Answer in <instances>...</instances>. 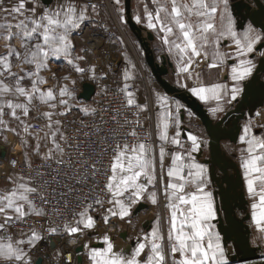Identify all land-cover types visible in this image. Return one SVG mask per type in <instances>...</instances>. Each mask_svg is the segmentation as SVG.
Masks as SVG:
<instances>
[{
  "label": "snow or ice",
  "instance_id": "6c2138e0",
  "mask_svg": "<svg viewBox=\"0 0 264 264\" xmlns=\"http://www.w3.org/2000/svg\"><path fill=\"white\" fill-rule=\"evenodd\" d=\"M139 3L133 19L174 58L177 85L217 128L232 124L255 57L264 63V23H246L234 0ZM110 5L126 25L124 0ZM107 7L104 0H0V146L17 137L22 157L9 161L10 186L0 189V264H42L35 254L46 244L51 264H229L209 169L197 160L209 141L185 129V111L189 122L198 114L160 92L151 104L140 101L136 65L124 51L126 66L111 83L112 65L98 71L90 60L98 31L124 45L105 21ZM60 59L67 74L51 67ZM205 69L224 75L206 80ZM78 80L96 84L101 99L78 102ZM74 111L79 116L69 119ZM235 123L230 138L238 147L229 150L238 153L252 225L264 241V101ZM161 196L167 215L156 212L150 229H138L141 206L158 208ZM125 227L132 234L118 246ZM76 244L85 259H74Z\"/></svg>",
  "mask_w": 264,
  "mask_h": 264
},
{
  "label": "crops",
  "instance_id": "0c3cea01",
  "mask_svg": "<svg viewBox=\"0 0 264 264\" xmlns=\"http://www.w3.org/2000/svg\"><path fill=\"white\" fill-rule=\"evenodd\" d=\"M53 2H54V0H53ZM253 7L255 9V6H253ZM245 22L247 23L250 21H248L246 18ZM157 42L158 41L156 40L155 35H154V40L151 41L152 48L154 47L157 49V47H156ZM158 52H161V53L158 54ZM154 54H158L157 56H160L159 57L160 59H157L158 61H162L163 58H166L170 62L171 66L169 67V73L167 74L166 79L172 84V86H175V87L179 88L180 90H183L185 93H187L188 95L191 96L190 93H188L184 89H181L176 83L174 58L170 57L166 51H161V48H160V51L157 50ZM60 61H62V59L58 60V62H60ZM97 61L101 62V60H99V59H97ZM255 61L257 64V70H256V72H257L262 66L261 58L257 55L255 57ZM56 63H57V60H55L52 63V65H51L52 69L54 71H56L58 75L67 74L68 66L65 63H63L61 68H58V66H55ZM107 65L108 64L103 65V70H106ZM116 70L117 69H114L113 71L116 72ZM223 75H224V73L217 72L216 70H213L211 72H209L207 69L204 70V78L206 80L215 81L218 77H223ZM84 82L85 81L79 82V80H78V85H77L78 98H79V94L82 92V86H83ZM260 82L262 85L260 88H258V83H260ZM148 85H149L148 88L145 86L142 87L141 85L139 86L140 88H139V92L137 93V95H138V98L140 101H144L145 99H147V101L151 104V102L154 99V93L160 92V93L168 95L172 101H179L181 104L185 105L186 108H190L180 98H178V96L168 94L165 91H163V89L160 86H158L157 82L150 80V81H148ZM246 93H247L246 95H248L250 93V94H252V96H255L256 98L249 99V102L247 104H245L244 107L241 109L242 111L247 112L248 108L252 107L253 105H255L257 108L261 106V102L264 101V69L260 70V72L258 73V79L251 86L248 87V89L246 90ZM79 100H82V99L79 98ZM74 113H77V112L74 111ZM183 119H184V124H185L186 130L191 129L195 132H198L203 139L209 141V143L203 148V150L199 154H197V160L201 163H205L209 169V175H210V179H211L210 190L213 191V193H214L216 205H217V208L219 210L217 221H215L214 223H216V230L219 231V228H218L219 224L224 222V220H225V213L221 210V199L223 197V194L220 193L221 180L223 178L224 173L222 170H220V168L217 166V164L211 158V153H212L211 152V142H212V139L210 138L208 130L206 129V127L202 123L200 116H198V119H194L191 122H189L187 112L185 111V113L183 115ZM154 120H155V114L153 113V121ZM230 120L233 121V117H230ZM153 121H151V122L153 123ZM213 122H214V124L216 123L215 120H213ZM222 126L223 127L225 126L226 128L229 129L232 127V124L227 125V126L226 125H222ZM14 138H15V140H17L16 145L18 146L20 143L19 138H17V137H14ZM226 145L229 147H226ZM17 146H16V148H17ZM235 147H238V145L235 143V140L230 139L225 134L219 140L218 155L220 157H222L224 161L231 163L230 168H228V173L231 176H233L230 178V181L228 182V184H226L224 187H227L228 185H232L234 183V181L236 180V175L237 174L240 175L241 180L239 182L237 191L234 193L236 199L232 205V213H233V216L236 220L243 223L242 230L248 235L250 246H251L253 252L258 256V261H257L258 263L257 264H264V241H261L258 239L259 234L257 233L255 227L252 225V221H251V203H252V201L249 199L247 192H246V189H245L242 170L240 169V165H239L238 153H234V152L229 150V148H235ZM10 149H9V151H10ZM6 155H7V152L3 155L2 149H0V158H4ZM18 158L22 159V157H18ZM6 172H8V170H5L3 172L0 171V189H3V188L10 186V185H8L7 180L5 179ZM160 199H161V203H160L158 208H153L152 206L145 204L146 207H144L140 210L141 223H140V225H138V229L140 227L144 228L145 230L150 229V227L152 226L153 218H154L156 212H160L161 215H165V216L167 215V210L164 208V199L162 196L160 197ZM145 208L147 209V213H145ZM100 231L101 232L103 231V225H101ZM131 234H132L131 230L128 229L127 227H125L122 230L118 229V234L115 237L117 245L118 246L124 245L125 242L128 240V236ZM221 236L223 238V241H224V244L226 247V251L228 252L229 264H244L245 262H243V260H242V252L238 248L237 244L234 243L233 241L226 242L223 234H221ZM99 239L100 238L98 236L93 239V241H92L93 246H99ZM39 257L40 256H35V258H39ZM41 257L43 258L42 264H51V258L52 257L50 255L49 256L45 255V256H41ZM83 259H85L84 255H83L82 260Z\"/></svg>",
  "mask_w": 264,
  "mask_h": 264
},
{
  "label": "water",
  "instance_id": "95a60500",
  "mask_svg": "<svg viewBox=\"0 0 264 264\" xmlns=\"http://www.w3.org/2000/svg\"><path fill=\"white\" fill-rule=\"evenodd\" d=\"M253 1L255 2V9L252 5L245 6L242 4H238L240 5V7L238 8V12L239 14H241L243 10L247 9V18L250 21H256V24L259 26L261 23H264V0ZM125 7L127 9L125 13L128 21L127 23L129 24V27L132 32L137 37L139 44L144 51L145 62L150 68L157 84L166 93L178 96V98H180L186 105H188L192 111L196 112L198 116H200L202 123L208 130L210 138L212 139L211 158L217 164L220 170H222L224 173L223 178L221 180L220 193L223 194V197L221 199V210L225 213V220L218 226L220 233L223 234L226 242L233 241L237 244L238 248L242 252V260L243 262H245L244 264H257L258 256L253 252L250 246L248 235L242 230L243 223L236 220L232 213V205L236 199L234 193L238 189V185L241 180L240 175H236V180L232 185L224 187L226 184H228L230 178L233 177L228 173V168H230L231 163L224 161L223 158L218 155L219 140L224 134L227 135L229 138L235 137L237 135L235 118L239 117L241 115V112L244 111H242V108L238 106V111H236L233 116V123L231 128L228 129L225 126L224 128L222 125L217 128L216 123L214 124L213 120L209 121L205 117V111L202 104H200L195 98L185 93L183 90L172 86V84L166 79V76L169 73V67L171 66L170 62L166 58H163L162 61H158L156 59L151 47V41L154 40V34L149 32L144 26L137 24L134 21L131 14L130 0H125ZM261 64V68L254 74L253 79L248 82L249 86H251L258 79V73L260 72V70L264 69V63L261 62ZM261 85V82L258 83V88H260ZM95 93V85L91 82L86 81L82 86V92L79 94V98L84 101H90L95 95ZM254 98L256 97L252 96V94L249 93L244 97L241 103L245 105L249 102V99ZM215 137H220V139L216 140L214 139ZM0 148L2 149V154L4 155L6 153L5 148L3 147V145L0 146ZM144 207L146 206H141L140 210ZM75 249L77 255L74 259L82 260L84 253L81 244L77 245ZM46 255L49 256V254ZM38 259L43 262V258L41 256Z\"/></svg>",
  "mask_w": 264,
  "mask_h": 264
},
{
  "label": "rangeland",
  "instance_id": "374dc122",
  "mask_svg": "<svg viewBox=\"0 0 264 264\" xmlns=\"http://www.w3.org/2000/svg\"><path fill=\"white\" fill-rule=\"evenodd\" d=\"M130 1H131V14H132V17H133L134 14L136 13V11L138 10V7L139 8H142L143 5L139 3V0H130ZM104 3H105V5L108 6L107 7V11H108V13H109V15L111 17L109 19V16H105V21L110 24V27H111V30L112 31L116 32L118 34V36H122V38L124 40V45H121V49H122V51H124V52L127 53V57H128V61L127 62L129 64H135L136 65L135 75L138 76V75L141 74V69H140V66L138 64L139 61H141L143 64H146L145 57H144V51L141 48L137 37L135 36V34L130 29L129 24L127 23L126 25H120L119 22L116 20L115 14L111 10L110 0H104ZM124 3H125V0H124ZM234 3H236V4H242V5H245V6H248V5L255 6V2L253 0H234ZM246 10L247 9H245V10L242 11V13L240 14L241 17L247 18L248 12ZM125 16H126V14H125ZM247 20L250 21L248 18H247ZM105 34L107 35L108 33H105ZM159 46L160 45L157 42V44H156L157 49L154 48V47L152 48V50L154 49L153 50L154 53L157 50L160 51V47ZM159 53H161V52H158V54ZM158 54H154L155 57H156V59H160L159 58L160 56H157ZM99 55H102V52L100 54H98V56ZM98 56L97 55H91L90 56V60L92 62H95V63L99 64V61H97V57ZM105 62H106V60L104 59L103 63L101 65H99L98 70H102L101 67L103 65H105ZM63 63H65V61L63 59L60 62H58V60H57V63L55 64V66H58V68H61V66L63 65ZM125 66H126V62H125L123 56L121 55V58L119 59L118 64L116 66L117 67V70L115 72L116 75L118 74V77H117L118 79H119L120 70H122ZM112 68H113V65H112ZM106 69H107V66H106ZM113 70H114V68H113ZM147 70H148V72H151V70H150V68L148 66H147ZM83 81L86 82L88 80H83ZM83 81H80L79 80V82H83ZM88 82H91V81H88ZM94 85L96 87V93H95V95L92 97V99L90 101L79 100L78 94L76 93V95H77V101L78 102H81V103H84V104H92L93 101H96L97 93L99 92V87L96 84H94ZM16 141L17 140L14 139V143Z\"/></svg>",
  "mask_w": 264,
  "mask_h": 264
},
{
  "label": "built area",
  "instance_id": "2783aa9c",
  "mask_svg": "<svg viewBox=\"0 0 264 264\" xmlns=\"http://www.w3.org/2000/svg\"><path fill=\"white\" fill-rule=\"evenodd\" d=\"M112 33H115V35H118L116 32L112 31ZM85 35H88V30L85 29ZM110 35V33H108L107 35L103 32H99L96 35L95 38V43L93 45H91L92 49H93V54L92 55H97L100 54L102 52V55H99L97 57V59L101 60V62H99L98 65H101L102 62L104 61V59L106 60L105 64H111L113 65V68L117 69V64L119 59L121 58V45L120 44H116V45H112L110 43V41L108 40V36ZM139 66L141 69V74L136 76V85L138 86V88H140L139 86L141 85L142 87H147L148 88V81H154L156 82L154 76L152 75V72H148L147 70V64H143L141 61H139ZM103 70V66L101 67ZM99 71V70H98ZM118 74L116 76H112L110 81H107L109 83H111L114 80H118ZM113 87H115V85L113 84ZM101 97L97 94L96 100H100ZM79 114L78 113H73L71 117H69V119H71L72 117H78ZM152 122L149 121L148 125L151 126ZM11 137V138H10ZM14 137L13 136H9V140L11 141L10 144H6L3 145V147L6 149L7 155L4 158H0V171H11L10 169V165H9V161L11 159H19L17 157L16 151H14V149H16V144L17 142L14 143ZM11 148V149H10ZM1 149V148H0ZM10 149V151H9ZM54 239V238H53ZM78 245V244H77ZM77 245H72L71 248H74ZM60 244H57V247H60ZM52 247L50 244H46L44 246H42L41 250L39 252H37L35 254V256H45L46 254H49L52 257ZM65 255H67V252H65ZM75 258V257H74Z\"/></svg>",
  "mask_w": 264,
  "mask_h": 264
},
{
  "label": "bare ground",
  "instance_id": "6f19581e",
  "mask_svg": "<svg viewBox=\"0 0 264 264\" xmlns=\"http://www.w3.org/2000/svg\"><path fill=\"white\" fill-rule=\"evenodd\" d=\"M159 86V85H158Z\"/></svg>",
  "mask_w": 264,
  "mask_h": 264
}]
</instances>
